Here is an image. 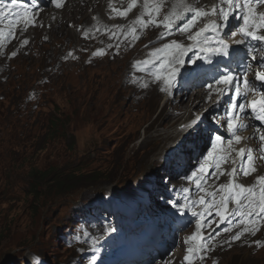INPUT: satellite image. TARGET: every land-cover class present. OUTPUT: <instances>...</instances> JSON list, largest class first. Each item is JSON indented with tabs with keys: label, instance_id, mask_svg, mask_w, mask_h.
<instances>
[{
	"label": "rangeland",
	"instance_id": "obj_1",
	"mask_svg": "<svg viewBox=\"0 0 264 264\" xmlns=\"http://www.w3.org/2000/svg\"><path fill=\"white\" fill-rule=\"evenodd\" d=\"M121 1L120 7H125L122 10L125 12L127 2ZM172 2L164 0L165 13ZM70 4L65 18L77 17L72 11L76 3ZM135 6L140 11L143 0ZM100 8L105 12L103 18L94 7L85 14L88 24L95 26L83 27L81 21L85 17H77L67 27L63 26L75 31L72 40L62 39L63 33L53 37L57 41L47 43L46 36L41 37L45 34L39 25L29 36L37 34L35 45L41 46L44 53L24 50L13 60H0V264H24L30 260L29 252L64 263L71 252L62 246L61 235L73 211L116 191L119 195L155 169L157 175L161 172V166L154 164L146 168L150 150L141 158L140 152L133 150L142 144L146 126L159 111L164 93L154 85L143 92V87L126 83L127 63L137 53L134 51H142V43L157 35L156 28L140 30L141 39L135 44L124 41L134 51L127 49L123 57L116 58V46L111 45L115 34L104 32L113 28L104 23L129 24L126 18L132 11L121 17L118 7L112 10L100 4ZM111 12L115 18L108 15ZM91 13H95L97 20L89 17ZM63 28L57 31L64 32ZM92 28L101 37L88 39L86 31ZM23 37L24 34L23 42L32 39ZM97 48L106 50V57L90 59L89 54ZM69 49L76 50L87 61L64 63L62 54ZM147 54L144 51L134 60ZM41 83L39 101L28 103V90ZM120 86L133 92L128 93ZM194 89L197 87L179 88L180 93L174 94L173 99L179 101L181 95L185 102ZM152 92L159 95L150 100ZM164 113L178 115L179 111L169 107ZM162 122L168 125L166 120ZM153 131L149 132L150 138L155 135ZM262 160L259 163L264 169ZM54 179L62 182L53 183ZM258 229L255 235L241 236L231 243H228L231 236L216 239L212 235L209 241L213 242L212 250L195 264H209L214 258L218 264H264V246H257L264 241V223ZM191 235L189 230L184 237ZM183 245L153 264L168 263L172 258V264H182L185 254L178 250L184 249Z\"/></svg>",
	"mask_w": 264,
	"mask_h": 264
},
{
	"label": "snow or ice",
	"instance_id": "obj_2",
	"mask_svg": "<svg viewBox=\"0 0 264 264\" xmlns=\"http://www.w3.org/2000/svg\"><path fill=\"white\" fill-rule=\"evenodd\" d=\"M56 7L62 6V0H52ZM199 0H173L170 10L160 17L161 10L164 6V0H143V12L133 24L129 31L132 33L131 39L135 41L139 38L137 34V27L142 31L149 26L162 28L160 39H165L174 32L187 35V39L191 41L189 44H182L176 40L165 43L161 48H156L149 52L148 59L136 62L133 67L137 71L145 72L153 78L154 82H160L163 87L160 89L164 92H170L175 87L177 78L181 75V69L186 66V63L197 65L199 61L212 65L213 57H231L233 61H237L243 76L240 73L234 72L229 67V64L224 65L221 70L216 66V73L211 77V81L206 84L209 92L208 99L211 100L212 93L215 92L219 97L230 95L228 101V120L226 127L228 130V137L221 134H216L210 127H201L203 119L197 117L189 124L183 125L181 131H186L192 137V143L195 145L198 140H206L210 145V150L202 153L201 159L203 163H199L198 169L192 173L191 176H185V179H190L196 185L197 191L203 193L198 200L190 201L188 199V190L185 189V198L182 203L171 202L172 207L183 216L186 211L190 209L200 208L201 211H193L192 215L196 217L195 228L196 231L185 241L193 243L192 247L187 249L188 255L185 256L187 264H194L197 256L201 260L204 259V253L211 251L209 241L212 239L211 235L205 236L203 229L211 227V223H204L205 215L211 216L213 211L219 218V223L227 222L228 226L223 229L224 232H230L233 226L245 225L244 228L233 236L234 240H239L245 233L255 235L259 230L255 227H250L258 220H264V175L256 178V181L251 186H244L236 183V177L241 173L244 176L250 175L256 171L255 161L257 159H264V129L255 128L252 136L247 138L240 135L241 131L247 130L250 125L243 122L241 115L246 112V109H251L252 118L264 125V71H257L255 73V80L261 82V87H257L252 81L248 79L247 73L251 69V65L245 62L244 57L240 56L239 49H232L229 51L230 45L226 43V36L235 37L239 35V39L233 42L237 45H246L247 41L264 42V13H257L258 5L264 4V0H219L217 6H213L210 11L204 7H197ZM16 0H12V5H6L5 9L13 10ZM135 7V0L129 5L128 11ZM119 16L125 17L127 12L120 11ZM14 15L23 18L25 23H28V12L24 10L23 13H15ZM6 12L0 9V18H4ZM147 16V19L143 17ZM218 16L221 23L215 21L205 23L203 27L198 28L195 32L197 22L202 17ZM242 20L243 23L238 26V32L232 30L225 33L228 28L229 20ZM34 23V18H33ZM14 31H9V36H14ZM87 36V33L85 34ZM128 34L125 33L127 39ZM0 39H6L3 31L0 30ZM27 43V41H24ZM256 49L248 47L246 55H251L252 60H256L254 55ZM193 53L194 57L189 56ZM104 50H99L94 55H104ZM15 55V53H13ZM71 55V53L69 54ZM231 62V61H230ZM257 66L264 69V57L260 59ZM192 73L206 74V70L200 67H195L191 70ZM141 87L147 88L148 83L144 82ZM252 94L254 98L247 99ZM240 97H245L244 103H238ZM258 97V99L256 98ZM218 103V101H217ZM213 121L216 119L212 118ZM243 139H256L259 141V148L253 149L251 147L245 148H227L223 145L231 146L233 142L240 144ZM235 151L241 160V167H233L230 172H225L222 169V164L227 163L231 152ZM228 153V155L225 154ZM213 172L216 173V178L227 175L229 182L220 184L216 191H206L203 186V181H206L209 171L206 165H209ZM183 153L176 157L174 164L177 168L184 164ZM199 162V161H198ZM235 164V161H232ZM246 165V167H244ZM219 195V200L216 199ZM206 197L210 199L206 200ZM229 204L235 206L234 210L229 209ZM230 216L239 218L238 224L233 225ZM215 221H213L214 223ZM218 226V225H217ZM257 246L260 245L259 242ZM33 264H39L37 257H33Z\"/></svg>",
	"mask_w": 264,
	"mask_h": 264
},
{
	"label": "bare ground",
	"instance_id": "obj_3",
	"mask_svg": "<svg viewBox=\"0 0 264 264\" xmlns=\"http://www.w3.org/2000/svg\"><path fill=\"white\" fill-rule=\"evenodd\" d=\"M101 1H102V3L98 2V0H70L69 3L62 10H59V11H54V10H51V9L50 10H45L42 13L41 18H40L42 20V24H43L42 27H41V32L46 35V38L49 40V43L56 40V39L54 40L53 37H57L59 34H63V33H65V36L62 37V39L64 38V39H67V40L68 39L72 40L75 31L71 30L69 28H65L64 29L63 26L67 27V24L71 23V22H74L77 17H85V14H86L87 10H89V9H91L93 7L96 8V9H99V14H100L101 18H103L105 12H104V9L101 10L100 4H103V6L106 7L107 9L108 8H112V10H114L115 8L118 7V8H120V11H122L125 8V7H123V8L120 7V4L123 3L121 0H101ZM127 1H131L133 3V0H127ZM165 1H169V0H165ZM70 3H72V4L76 3L74 5V9L72 10L73 12H75V15L77 16L75 18H70V17L69 18H65L63 16L65 13L70 12V10L68 9L70 7V5H71ZM135 5H140V0H135ZM143 10L144 9L142 8L139 11L138 8H137L135 11L129 13L128 18H126V21H128L129 24H126L125 22H123V23H121V22H112V23L105 22L104 24L108 25V27H112L113 30L109 31V29H107V30H104V32L107 33V34H111V33L115 34V32L119 28H124V27H126V29L129 30L130 26L133 24L132 23V19L135 16H137V15H138V17H140L141 13L143 12ZM263 10H264V7H263ZM93 14H95V13H91L89 15V17H91ZM108 15L111 18H115V15L112 14V12L108 13ZM143 18L145 19V18H147V16H145ZM81 23H82L83 27H86L87 25L95 26V24H92L91 22L88 24L87 17H85L81 21ZM47 24H48V28H47ZM60 28H63L64 32L57 31ZM32 31L33 30H29L28 31V35H24V36H28V38H29L30 37L29 34H31ZM82 32H85V31L82 30ZM86 33H87V38L88 39L92 38V37L93 38L101 37V36H96L94 34V28L89 29L88 31H86ZM30 38H34V37H30ZM229 39H230L229 43L232 44L234 48L241 49V45H237V44H235L233 42L235 39H238L236 36L235 37H230ZM121 40L120 39H115L114 40V44L118 45ZM85 44L88 46L87 43H85ZM30 50L34 51L35 53H44V50L39 45H32ZM126 51H127V49H126ZM126 51H124L122 53V56H124ZM139 53H141V52H137L136 54H139ZM113 82L116 83L115 79L113 80ZM116 85L118 86L119 84L116 83ZM121 88H123V87H121ZM123 89L127 90L128 93L133 92V90L131 91L128 87L127 88H123ZM194 90L189 92L188 97H187L185 102L182 101L181 95H179V98H178L179 101H176L174 99L170 100L169 95L167 93H165L163 95V102H162V104H161V106L159 108V111L158 112L156 111L155 118L152 119L149 122V124L146 126L145 134H144V137H143V140H142V144L136 150L135 149L133 150L134 153L140 152V157L139 158H141V155L143 153H145L146 151L150 150L149 159H148V166L146 168H148L152 164H154L157 167L162 166L161 168H164V165H162V162H161L163 155L169 149H171V147L174 146L175 142L178 141L180 137H182L184 135L185 131L178 130V127L181 124L185 123L188 119L195 118L198 111H201V114L204 112L203 109L206 106L205 99L208 98V93H207L206 89H204L203 87H197V89L195 91ZM174 91H175V94H177V92L179 91V88H176L172 92H174ZM155 92H152L150 100L153 99V97L157 95V93H155ZM179 93H180V91H179ZM174 96H173V98H174ZM209 101L210 100L208 99V103H209ZM169 107L172 110H178L179 111L178 115H173L172 113H166V115H164L165 114L164 110L166 108H169ZM162 116L164 118H162ZM199 116L200 115H198V117ZM162 120H166L168 125L167 126L164 125ZM161 126H165V127L159 128ZM151 129L154 130L153 133H155V135L150 138L149 137V132H150ZM253 133H254V130L251 127H249L247 130L242 131L240 133V135L242 137L247 138L249 136H252ZM229 147L237 149V150L239 148L247 149L249 147H251L253 149H258L259 148V141L256 140V139H252V140L243 139L240 144H236L235 142H233V144L231 146H229ZM145 155H147V154H145ZM142 159H143V157H142ZM259 162L260 161H258V159L255 161V167H256L255 174H256L257 177L261 175L260 173H261V171L263 169V166ZM231 170H232V168H229V169H227V172H230ZM263 172H264V169H263ZM257 177L254 178V180H253L254 183H255ZM172 183L180 184V182H177L176 180L174 182H172ZM154 200L155 199H153V201ZM192 232L193 231L191 230V233ZM188 238H189V236L186 237V238L183 237L182 240H181V244L182 243L184 244L183 245L184 249L183 248H182V250H178L177 249L179 252H181L180 253L181 255L187 254V249L189 247L193 246V243H191V241H189V243H185V241L188 240ZM29 256H30V254H29ZM65 256H67V255H65ZM170 258H172V257H170ZM65 259H66V257H64V260ZM168 260H167L168 263H164V264H172L173 263L172 261L174 260V258H172L171 260L170 259H168Z\"/></svg>",
	"mask_w": 264,
	"mask_h": 264
},
{
	"label": "trees",
	"instance_id": "obj_4",
	"mask_svg": "<svg viewBox=\"0 0 264 264\" xmlns=\"http://www.w3.org/2000/svg\"><path fill=\"white\" fill-rule=\"evenodd\" d=\"M48 176V175H47ZM46 176V177H47ZM58 180L55 181V179L53 180V183H57ZM59 183H61L62 181H58ZM55 185V184H54ZM63 186V184L61 185V187Z\"/></svg>",
	"mask_w": 264,
	"mask_h": 264
},
{
	"label": "clouds",
	"instance_id": "obj_5",
	"mask_svg": "<svg viewBox=\"0 0 264 264\" xmlns=\"http://www.w3.org/2000/svg\"><path fill=\"white\" fill-rule=\"evenodd\" d=\"M61 238H62V235H61ZM61 244H62V241H61ZM42 257H44V256H42ZM44 258H46V257H44Z\"/></svg>",
	"mask_w": 264,
	"mask_h": 264
}]
</instances>
